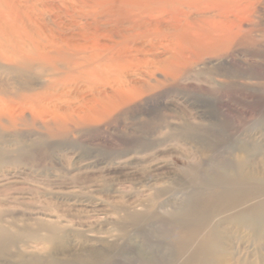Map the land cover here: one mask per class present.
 <instances>
[{
    "label": "rangeland",
    "instance_id": "374dc122",
    "mask_svg": "<svg viewBox=\"0 0 264 264\" xmlns=\"http://www.w3.org/2000/svg\"><path fill=\"white\" fill-rule=\"evenodd\" d=\"M240 30L95 123L77 118L93 95L67 60L1 68L0 103L33 92L83 111L0 120V264H264V0ZM49 221L69 232L54 255L32 238Z\"/></svg>",
    "mask_w": 264,
    "mask_h": 264
},
{
    "label": "bare ground",
    "instance_id": "6f19581e",
    "mask_svg": "<svg viewBox=\"0 0 264 264\" xmlns=\"http://www.w3.org/2000/svg\"><path fill=\"white\" fill-rule=\"evenodd\" d=\"M55 1L58 4L50 8L42 0H0V69L12 67L15 71L18 62L30 59L34 62L56 60V65L59 63L62 67L61 61L67 60L68 65L62 70L75 73L77 79L85 78L93 95L92 106L86 107L84 116L82 113V117H77L85 123H95L139 97L143 89L151 87L152 81L161 82L157 75L167 80L186 69L193 57L213 55L231 47L253 4V0ZM37 2L42 5L40 15L30 14L28 8L37 10ZM46 13H52L53 19L45 20ZM78 90L76 94L80 96ZM34 94L24 96L20 106L2 101L0 120L14 123L29 113L42 125H65L73 120L66 113L83 111L80 106L72 105L70 98L62 105L51 95L43 98L47 104L44 100L43 104H37V94ZM81 96L80 100L86 101V95ZM47 115L50 119L45 121ZM236 175L241 177L243 173L238 171ZM42 225L32 238L44 243L51 251L49 255H54L67 244L68 228L54 221ZM1 226L0 232L5 233ZM93 239L99 241L98 238L90 240ZM206 243L209 245V241ZM44 260L37 258L39 264H46Z\"/></svg>",
    "mask_w": 264,
    "mask_h": 264
}]
</instances>
